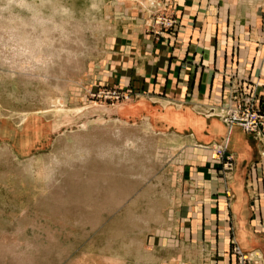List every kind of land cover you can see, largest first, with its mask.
Instances as JSON below:
<instances>
[{"label":"rangeland","instance_id":"obj_1","mask_svg":"<svg viewBox=\"0 0 264 264\" xmlns=\"http://www.w3.org/2000/svg\"><path fill=\"white\" fill-rule=\"evenodd\" d=\"M7 4L0 0V9ZM26 4L0 11V264H129L114 257L130 247L134 233L144 231L139 217L155 212V206L144 212L145 199L159 193L155 188L161 180L159 170L167 164L158 151L161 135L163 130L172 131L162 123L146 125L142 114L128 115L144 97L159 95L156 80L136 72L147 68L146 54L140 58L143 53L138 50L146 51L152 44L148 55L155 59V45L181 38L186 29L192 38L198 37L210 17L218 24L227 23L230 15L219 14L220 0H26ZM235 76L234 68L226 69L222 77L229 87L216 92L214 99L224 102V116L232 102L254 92L264 113V99L254 82H239L241 77ZM114 92L120 97H112ZM106 128L111 132L103 131ZM261 131L262 127L253 133ZM81 134L101 136L96 143H103L110 148L106 154L120 160L103 156L107 163H100L95 157L97 144H83L78 140ZM18 135L29 142L16 143ZM225 143L221 139L196 150L209 156L216 180L235 166ZM220 146H225V158L215 160ZM81 159L93 160L88 167L100 174L99 180L95 174L99 183L93 185L114 186L117 200L100 202L97 191L90 202L56 201L55 186L62 184L66 192L71 183L66 181L74 178L70 171L81 170ZM37 160L45 166L44 174L32 180L27 168ZM263 171L264 161L254 164L251 181L260 174L264 183ZM52 178L56 179L49 183ZM227 191L221 196L224 193L228 201ZM262 199L250 205L248 224L257 231H264ZM230 219L228 252L237 264L233 245L240 244L233 239ZM240 247L250 264L248 252Z\"/></svg>","mask_w":264,"mask_h":264},{"label":"crops","instance_id":"obj_2","mask_svg":"<svg viewBox=\"0 0 264 264\" xmlns=\"http://www.w3.org/2000/svg\"><path fill=\"white\" fill-rule=\"evenodd\" d=\"M220 3L219 14L230 15L227 23H214L210 17L202 35L192 38L186 29L181 38L155 45V59L148 55L152 44L146 51L138 50L143 53L140 58L146 54L147 68L136 72H144L141 76L146 80L154 78L160 96L144 97L130 105L128 115L142 114L146 125L162 123L172 131L163 130L161 135L158 151L167 164L159 170V187L154 186L159 193L145 199L144 212L151 206L155 212L139 217L144 231L134 233L130 247L114 257L124 263L233 264L228 252L232 218L234 241L248 252L250 264H264V231L248 224L251 201L264 198L260 174L258 179L250 178L254 164L264 161V131L248 133L237 126L229 130L222 119L224 102L214 100L216 92L224 93L221 89L229 87L230 82L222 77L229 68L237 71L234 78L241 77L239 82L253 81L264 99V0ZM14 139L29 142L20 135ZM221 139L228 141L235 166L216 180L209 156L196 150ZM16 150L20 151L17 145ZM225 188L232 192L228 201L224 193L221 196ZM63 189L61 186L54 195L65 199L69 187L66 192Z\"/></svg>","mask_w":264,"mask_h":264},{"label":"bare ground","instance_id":"obj_3","mask_svg":"<svg viewBox=\"0 0 264 264\" xmlns=\"http://www.w3.org/2000/svg\"><path fill=\"white\" fill-rule=\"evenodd\" d=\"M232 104H235V102L233 103L232 102ZM225 121V120H224ZM227 126L229 127L230 126V124H227ZM113 128V127H112ZM107 129V128H106ZM104 129L103 131H109V132H111L109 129ZM230 130V129H229ZM243 130V129H242ZM113 132H114V130H113ZM121 132V131H120ZM113 136V135H112ZM99 137H101V136H99ZM99 137H95V138H92V136H90V135H84V134H81V137H79V141H82L83 142V144L84 143H88L89 145L90 144H93V143H96L97 141H98V139H99V141H101L100 139L101 138H99ZM78 140H77V142H78ZM227 142L228 141H226V143H225V145H227ZM80 143V142H79ZM107 143V142H106ZM97 144V146H96V156L95 157H97L96 159H98V156L100 157V159L101 158H103V156H105V158L106 159H110V158H112L113 159V162H114V160H116L117 161V159L116 158H118V156L116 157V158H114V156H111V155H107L106 154V151L107 150H110V148H107L106 149V146L103 144V143H96ZM117 145H118V143H117ZM125 145V144H124ZM92 146V145H91ZM111 146V145H110ZM90 148V147H89ZM124 148H125V146H124ZM112 149V148H111ZM123 149V148H122ZM120 150V149H119ZM112 151H113V149H112ZM115 152V151H114ZM118 153L120 152V151H117ZM125 152H127L126 150H125ZM109 154H110V152H109ZM124 154V153H123ZM120 155V154H119ZM127 156V155H126ZM84 158V157H83ZM93 158V157H92ZM213 158L215 159V160H217V157H214L213 156ZM80 159V158H79ZM79 159H78V163H79ZM104 159V158H103ZM119 159V158H118ZM124 159V158H123ZM121 160V161H125V159L124 160ZM82 160V159H81ZM120 160V159H119ZM220 160V159H219ZM91 160H88L87 162L85 161V162H83V160L81 161V162H83V163H81V164H79V165H82V168H84V169H86V171H83L84 169H82L81 168V170L80 171H78V169H74L73 171H70L71 172V174L72 175H74V178H71V175H70V178H71V180L70 181H66V182H71L70 183V185L68 186L69 187V189H68V192H67V195H65L64 196V198L67 200V201H72L73 200V202H75V201H79V202H84V201H91L92 199H94V198H96L95 196H94V194L97 192V191H99L100 192V194L98 195V197L96 198L98 201H100V202H103V201H114L115 199L117 200V196H118V192H115L114 191V186H113V188H111V186L109 187V185L107 184L106 186H96V185H93V184H95L96 182H98L97 181V177L100 175H98V174H96V176H95V172L94 173H92L91 172V167H88V165H91V164H88V163H92V161L90 162ZM99 161V160H98ZM66 162V161H65ZM69 162V161H68ZM66 163V164H69V163ZM94 162H96V160L94 161ZM101 162H103V163H107V160H100V163ZM111 162V161H110ZM64 164V163H63ZM110 164V163H109ZM115 164V163H114ZM112 165V164H111ZM77 166V165H76ZM78 168H79V166H77ZM122 167V166H121ZM44 166H41V163H39V161L37 160L36 162L34 161H32L31 162V165L30 166H28V174L31 176V179L32 180H35L36 179V177H37V175L36 174H38V173H42L43 171H44ZM73 168V167H72ZM108 168V167H107ZM109 169H111V168H109ZM60 171H61V169H59ZM113 170V169H112ZM64 171V170H63ZM98 171V170H97ZM47 172V171H46ZM69 172V173H70ZM83 172H85V173H83ZM89 172V173H88ZM100 173V172H99ZM102 173V172H101ZM43 174H44V172H43ZM108 174H109V172H108ZM28 176V175H27ZM46 177V176H45ZM54 177V176H53ZM100 177V176H99ZM99 177H98V180H99ZM58 178V177H57ZM69 178V179H70ZM56 178H52L51 180H50V182L49 183H52V182H54V180H55ZM82 180H84L83 182H85V183H83L82 182ZM35 182V181H34ZM65 182V181H64ZM115 182V181H114ZM113 182V183H114ZM57 183V182H56ZM63 183V182H62ZM99 183V182H98ZM111 183V182H110ZM48 184V183H47ZM54 184V183H53ZM68 184V183H67ZM49 185V184H48ZM61 185L62 184H58L57 186H55V187H58V188H60L61 187ZM111 185V184H110ZM50 186H51V184H50ZM49 187V186H48ZM118 191V190H117ZM228 191L230 192L229 193V196L231 195L232 196V192L228 189ZM99 192H97V193H99ZM121 192H126L125 190H123V191H121ZM96 193V194H97ZM120 194V193H119ZM122 196H123V193L121 194ZM54 198H56V199H59V200H65V199H63V198H59L57 195H54L53 196ZM119 197H121V196H119ZM95 199V200H96ZM121 199V198H120ZM119 199V200H120ZM25 248H27V247H25ZM3 250H5V249H3ZM8 250V249H7ZM14 250V249H13ZM9 252H10V250H8ZM12 251V250H11ZM5 252V251H4ZM7 252V251H6ZM16 252V251H15ZM14 252V253H15ZM22 252V251H21ZM21 252H18V253H20V255H21ZM1 253V252H0ZM3 253V252H2ZM29 254V253H28ZM28 254H26L27 256H28ZM13 256L15 255V254H12ZM35 256V255H34ZM17 257V260L18 259H20L21 257H23V256H20V258H19V254H18V256H16ZM15 257V258H16ZM15 258H14V260H15ZM13 259V258H12ZM16 260V261H17ZM24 260V259H23ZM26 260V259H25ZM22 261V258H21V260H20V262ZM28 261H30V260H28ZM25 263V262H24Z\"/></svg>","mask_w":264,"mask_h":264},{"label":"built area","instance_id":"obj_4","mask_svg":"<svg viewBox=\"0 0 264 264\" xmlns=\"http://www.w3.org/2000/svg\"><path fill=\"white\" fill-rule=\"evenodd\" d=\"M111 96L118 98L120 94L114 92ZM242 98L241 100L237 99L235 104H232L231 111L224 116L225 123L230 124L229 129L237 126L245 132L253 133L259 131L261 127L264 128V113H262L257 106L258 99H256V93H251L250 95H246L244 99ZM224 148L225 146L217 148L213 156L218 159L225 158V152H223L225 150ZM230 164L231 163L228 162L226 167L230 168ZM229 193L230 192L227 191V195H229ZM233 251L238 258L237 264H247V257L243 254L240 245L234 243Z\"/></svg>","mask_w":264,"mask_h":264},{"label":"clouds","instance_id":"obj_5","mask_svg":"<svg viewBox=\"0 0 264 264\" xmlns=\"http://www.w3.org/2000/svg\"><path fill=\"white\" fill-rule=\"evenodd\" d=\"M13 4L17 7H20V8L27 7L26 0H8V4L5 6V8L0 9V11L10 10V6Z\"/></svg>","mask_w":264,"mask_h":264}]
</instances>
